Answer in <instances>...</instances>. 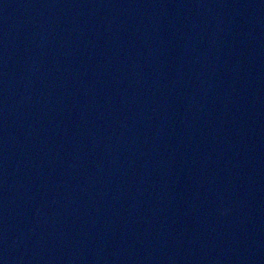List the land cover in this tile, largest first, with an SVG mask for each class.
I'll use <instances>...</instances> for the list:
<instances>
[{
	"label": "water",
	"instance_id": "1",
	"mask_svg": "<svg viewBox=\"0 0 264 264\" xmlns=\"http://www.w3.org/2000/svg\"><path fill=\"white\" fill-rule=\"evenodd\" d=\"M0 264H264V0H0Z\"/></svg>",
	"mask_w": 264,
	"mask_h": 264
}]
</instances>
